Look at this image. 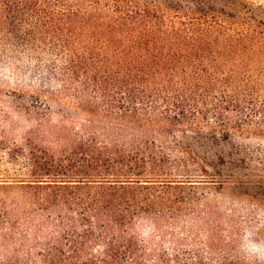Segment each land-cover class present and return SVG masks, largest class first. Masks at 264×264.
I'll return each instance as SVG.
<instances>
[{
	"label": "trees",
	"instance_id": "trees-1",
	"mask_svg": "<svg viewBox=\"0 0 264 264\" xmlns=\"http://www.w3.org/2000/svg\"><path fill=\"white\" fill-rule=\"evenodd\" d=\"M217 1L0 0V68L86 113L53 151L23 153L7 264H169L183 246L162 249L167 221L194 214L198 188L247 181L223 144L264 134V19Z\"/></svg>",
	"mask_w": 264,
	"mask_h": 264
},
{
	"label": "rangeland",
	"instance_id": "rangeland-1",
	"mask_svg": "<svg viewBox=\"0 0 264 264\" xmlns=\"http://www.w3.org/2000/svg\"><path fill=\"white\" fill-rule=\"evenodd\" d=\"M241 1L245 7L236 9L239 16L264 19V0ZM216 5L236 8L232 0H218ZM1 9L0 4V14ZM85 118L71 97L37 96L27 80L17 79L14 66L0 68V262L7 264L15 254L13 245L4 240V236L18 237L20 229L12 227L11 219L17 217L18 228L25 223L27 205L19 180L33 175L23 153L33 147L53 151L59 146L58 133L83 129ZM223 146L233 152L232 162L245 166L241 178L247 181L198 188L194 214L167 221L162 249L171 252L175 239L183 246L180 259L171 255L169 264H264V134H233ZM135 230L152 245L160 241L158 231L145 221ZM17 257L21 259V254Z\"/></svg>",
	"mask_w": 264,
	"mask_h": 264
}]
</instances>
